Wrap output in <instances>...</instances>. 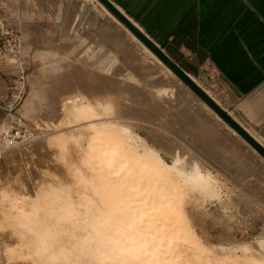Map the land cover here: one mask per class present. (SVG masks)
Wrapping results in <instances>:
<instances>
[{"label":"bare ground","instance_id":"bare-ground-1","mask_svg":"<svg viewBox=\"0 0 264 264\" xmlns=\"http://www.w3.org/2000/svg\"><path fill=\"white\" fill-rule=\"evenodd\" d=\"M40 1L34 0V4ZM76 4H80L79 1ZM93 6L91 16L94 19L100 12L109 16L157 65L162 75L151 78L155 81L153 95L163 103L157 108L151 95L147 100L143 99L146 106H151L145 111V116H141L140 112L125 115L121 110L115 111L114 104L109 101L99 98L89 101L87 94L80 89L70 92V78L63 67L57 61L49 62L48 55L40 57L44 60L39 64L43 76L53 81L57 93L52 94L53 88L39 93L32 85L27 99L17 110L20 116L10 112V117L0 118L1 166L6 170L11 165L19 170L15 175L6 171L0 177V233L9 239L0 247V264H183L179 258L181 245L192 238L188 235L190 227L184 218L183 204L179 203L184 188L191 189L192 197L200 202H216L220 208H227L217 188L221 184L213 175L201 170L197 162H187L185 153H172L170 141H165L163 134L144 126L146 123L165 130L148 121L151 113L165 116L167 112H174L186 128L198 131L197 137L201 135L217 144L214 125L201 119V105L232 133H236L264 162V157L256 149L156 57L102 2L94 0ZM72 11L76 17L77 8L74 5ZM108 24L101 23L100 30H107ZM116 45L122 46L120 43ZM10 51L13 55L8 56L6 62L9 65L21 63V57L19 59L17 55L24 51V46ZM142 68H146L145 64ZM189 76L202 87L194 77ZM41 101L46 120L58 117L53 131L38 141L33 140L36 139L34 132H29L25 142L10 141L12 134H20L14 130L13 118L21 119L23 125L35 120L36 106L41 105ZM68 104L71 111L60 118ZM114 106L117 107L116 104ZM78 124H91L89 130L93 134L85 154L74 159L70 145L79 146L85 134L59 127L65 125V128L71 129ZM36 125L40 126V123L36 122ZM43 125L44 128L52 127L46 122ZM136 125L148 130L149 140L134 133L132 127ZM161 125L164 126V123L161 122ZM25 130L28 134L29 130ZM150 141L171 152L170 163L153 149ZM38 149L53 151L49 158H40L41 167L37 164L38 160L34 161ZM49 162L53 167L49 166ZM256 180L260 187H264L263 178ZM180 194L179 200H175V196ZM192 243L199 246L196 239H192ZM259 248L262 252H257L247 243L235 242L215 261L216 264H264V238ZM168 256L173 259L167 261Z\"/></svg>","mask_w":264,"mask_h":264},{"label":"rangeland","instance_id":"rangeland-1","mask_svg":"<svg viewBox=\"0 0 264 264\" xmlns=\"http://www.w3.org/2000/svg\"><path fill=\"white\" fill-rule=\"evenodd\" d=\"M76 1L80 4L75 5ZM93 4L94 0H41L35 4L34 0H0V118L10 117V112L20 116L17 110L27 99L32 85L39 93L49 88H53V95L57 93V86L43 76L44 72L39 67L44 62L40 58L43 55H48L49 62L57 61L63 67L70 78V92L75 93L80 89L87 94L89 101L103 99L112 105L116 104L117 107L113 105L115 111L121 110L125 115L140 112L141 116H145V111L151 106H146L143 99L147 100L152 95L153 105L161 107L163 102L153 95L155 81L151 79L161 76V71L131 35L113 23L109 16L100 12L94 19L91 16ZM73 5L77 8L76 17L72 11ZM103 22L109 24L107 30L101 31L100 25ZM118 43L122 46L118 47ZM20 46H24V51L17 55L19 59L21 57V63L9 65L6 59L13 55L10 50ZM160 47L184 72L214 95L204 80L200 79V58L192 57L189 50L181 53L163 44ZM143 64L146 68H142ZM71 109L68 104L60 118ZM36 114V119L24 123L26 125L22 124L21 119L13 118L14 130L20 132L16 142H25L29 132H34L36 139L33 140L38 141L53 131L58 117L55 115L57 118L46 120L42 101L41 105L36 106ZM200 116L207 124L214 125L219 143L210 142L201 135L197 137L198 131L186 128L181 118L171 111L165 116L151 113L148 118L152 124L165 130L144 124L163 134L165 141H170L168 143L171 144L172 153H185L187 162H197L201 170L208 171L221 184L217 188L224 197L227 210L220 208L216 202L194 199L192 190L187 187L180 200L181 194L175 196V200L183 204L184 218L190 227L188 235L192 237L181 245L179 258L183 264H216V257L230 250L235 242L247 243L257 252H262L259 244L264 238V187H260L256 179H264V162L236 133H232L201 105ZM45 122L52 124V127L44 128ZM89 125L78 124L71 129L65 128V125L59 127L65 131H81L85 134L79 146L70 145L74 159L84 155L87 150L93 134ZM25 129L29 130L28 134ZM132 129L143 139H150L148 130L140 125ZM152 143L153 149L160 153L165 162L170 163L171 152L168 153L154 141ZM51 152L36 150L38 156L34 161L38 160L37 164L41 167L40 158H49ZM49 166L53 167V164L49 162ZM6 171L9 175L19 172L17 167L11 165L3 169L0 161V177ZM192 239H196L199 246H194ZM8 242L9 239L0 233V247ZM171 259L172 256L166 258L167 261Z\"/></svg>","mask_w":264,"mask_h":264},{"label":"crops","instance_id":"crops-1","mask_svg":"<svg viewBox=\"0 0 264 264\" xmlns=\"http://www.w3.org/2000/svg\"><path fill=\"white\" fill-rule=\"evenodd\" d=\"M109 1L159 47L200 58L210 96L264 146V0Z\"/></svg>","mask_w":264,"mask_h":264},{"label":"water","instance_id":"water-1","mask_svg":"<svg viewBox=\"0 0 264 264\" xmlns=\"http://www.w3.org/2000/svg\"><path fill=\"white\" fill-rule=\"evenodd\" d=\"M120 20L156 57H158L176 76L187 84L208 106H210L230 127L244 138L264 157V146L238 124L204 89L184 72L158 45L153 43L144 33L130 22L109 0H99Z\"/></svg>","mask_w":264,"mask_h":264},{"label":"built area","instance_id":"built-area-1","mask_svg":"<svg viewBox=\"0 0 264 264\" xmlns=\"http://www.w3.org/2000/svg\"><path fill=\"white\" fill-rule=\"evenodd\" d=\"M12 135H13V138H11L10 141H12V139H13V141L16 142V137H17L18 134H12ZM15 135H16V136H15ZM10 145H13V144L11 143Z\"/></svg>","mask_w":264,"mask_h":264}]
</instances>
